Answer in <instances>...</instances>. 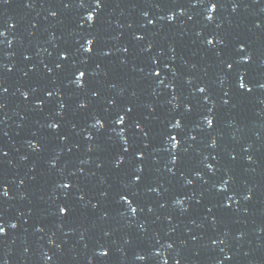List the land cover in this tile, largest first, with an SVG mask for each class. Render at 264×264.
I'll return each instance as SVG.
<instances>
[{"label":"water","instance_id":"water-1","mask_svg":"<svg viewBox=\"0 0 264 264\" xmlns=\"http://www.w3.org/2000/svg\"><path fill=\"white\" fill-rule=\"evenodd\" d=\"M0 33V264H264V0H0Z\"/></svg>","mask_w":264,"mask_h":264},{"label":"snow or ice","instance_id":"snow-or-ice-1","mask_svg":"<svg viewBox=\"0 0 264 264\" xmlns=\"http://www.w3.org/2000/svg\"><path fill=\"white\" fill-rule=\"evenodd\" d=\"M96 3H97V5L99 6L100 3H101V0H96ZM215 7H216V6L213 5V8H215ZM235 7H236V5L234 4V10H235ZM53 15H55V13H53ZM92 19H93V16L90 14V15L88 16V20H89V21H92ZM169 19H172V17H169ZM208 19H209V20L213 19L212 15L209 14ZM0 34H2V33H0ZM219 42H220V43H223V41H219ZM93 43H94L93 40H87V44H88L89 46H91ZM207 43L211 44V43H212V40H208ZM84 50H85L86 52H88V51H91V48H90V47H86V48H84ZM240 50H241V51L243 50V45L240 46ZM242 58H243V60H247V59H249V57H247V56H242ZM58 67H60V65H58ZM229 67H231V65H229ZM81 76H84V72H83V71H81V72L79 73V76H77V78H76L75 81H76V82H80L81 80H80L79 77H81ZM80 86H81V84H80ZM244 86H245L244 84H241V85H240V87H242V88H243ZM199 91H200V92H204L205 89H204V88H200ZM49 95H51V93H49ZM94 95H95V93H94ZM84 106H85V105L81 104V107H84ZM0 107H2V106H0ZM60 107L63 108L64 105H61ZM128 111H131V109H128ZM123 122H124V117H119V118L116 120V123H118V124H119V123H123ZM207 123H208L209 126H211V125L213 124V121H212V120H208ZM96 124L99 125L100 127H103V124L101 123V121H100L99 119H97ZM175 126H176V127H180V121H177V122L175 123ZM50 127H51L52 129H57V128H58V125L55 124V123H53V124L50 125ZM139 127H140V125L137 124V128H139ZM176 145H177V144H174L173 147H176ZM125 150H127V149H125ZM176 159H177V157L173 156V160L175 161ZM209 167H211V166L209 165ZM170 170H171V169H170ZM136 179L138 180L139 177H136ZM189 183H191V181H189ZM69 186H70V185H68V184L63 185V187H65V188H67V187H69ZM221 187H223V185H222ZM3 195H4V196H7V195H8L7 191L3 192ZM80 198L83 199V197H80ZM246 198H248V197H246ZM121 200L127 201V197H126V196H122V197H121ZM128 203H129V207H130L131 211H132V212H135L136 209H135V208H131V202H128ZM65 211H66V209H65L64 207H61V208H60V212H65ZM15 226H16V225H12V227H15ZM3 232H4V228L0 227V233H3ZM169 246L171 247V245H169ZM140 258L143 259V257H140Z\"/></svg>","mask_w":264,"mask_h":264}]
</instances>
